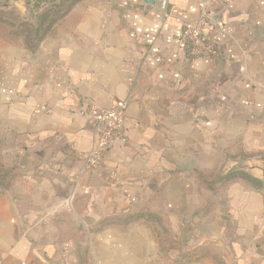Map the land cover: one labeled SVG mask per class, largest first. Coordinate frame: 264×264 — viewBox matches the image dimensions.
<instances>
[{
	"label": "crops",
	"instance_id": "crops-1",
	"mask_svg": "<svg viewBox=\"0 0 264 264\" xmlns=\"http://www.w3.org/2000/svg\"><path fill=\"white\" fill-rule=\"evenodd\" d=\"M153 2L80 0L33 49L0 42V150L17 176L0 191V264H264V0ZM201 6L197 57L181 35ZM119 104L88 169L93 115ZM220 170L248 179L211 226L181 223L191 240L154 226L186 214L188 183L219 194Z\"/></svg>",
	"mask_w": 264,
	"mask_h": 264
},
{
	"label": "rangeland",
	"instance_id": "rangeland-1",
	"mask_svg": "<svg viewBox=\"0 0 264 264\" xmlns=\"http://www.w3.org/2000/svg\"><path fill=\"white\" fill-rule=\"evenodd\" d=\"M73 0L63 1L60 8L56 9L60 4V0H0V42L10 41L16 46H24L33 49L43 34L48 23L60 16L70 5ZM208 48V47H207ZM209 48L202 51L197 57H203L209 54ZM194 56V55H193ZM3 146L2 135H0V149ZM221 162V161H220ZM222 168V167H221ZM221 171V170H220ZM6 173L2 167V155L0 150V191L5 186V180L2 174ZM245 173L239 170L231 171L223 175L220 172L219 194H210L211 182L202 177L198 182L188 183V191L186 199V214L171 215L160 218L153 217L154 226L171 225L175 229V238L183 240H191L193 236L188 238L179 231L178 226L182 223L184 226H211L212 216L214 214V205L225 207L226 199L225 191L232 181L244 178ZM200 177V176H199ZM213 185V184H212ZM213 195V196H211ZM219 196V198L217 197ZM202 210L201 215H196V210ZM159 213L161 210H159ZM213 213V214H212ZM162 214V213H160ZM172 233V230L171 232Z\"/></svg>",
	"mask_w": 264,
	"mask_h": 264
},
{
	"label": "built area",
	"instance_id": "built-area-1",
	"mask_svg": "<svg viewBox=\"0 0 264 264\" xmlns=\"http://www.w3.org/2000/svg\"><path fill=\"white\" fill-rule=\"evenodd\" d=\"M210 17L211 15L207 9L201 6L198 20L195 23L189 24L181 35L182 42L188 44L191 48V54L194 56L208 49L204 43L203 30L210 21ZM124 111L125 105L119 104L110 109L100 110L93 115V127L94 132L97 134V139L94 149L86 157L88 169H93L102 161L122 123Z\"/></svg>",
	"mask_w": 264,
	"mask_h": 264
},
{
	"label": "trees",
	"instance_id": "trees-1",
	"mask_svg": "<svg viewBox=\"0 0 264 264\" xmlns=\"http://www.w3.org/2000/svg\"><path fill=\"white\" fill-rule=\"evenodd\" d=\"M44 1H45V0H44ZM63 1L65 2V1H68V0H60V4H59V6L56 7V9H58V8L61 7V5H62L61 2H63ZM78 1H80V0H73V1L70 3V5L67 7V9H66V10H65L60 16H58L57 18L51 20V21L48 23L47 27L45 28L43 34L41 35V37H40L39 39L43 38V37L47 34V32H48V31H49V30H50V29H51V28L57 23V21L60 20L62 17H64V16L68 13V11L71 9V6H72L74 3L78 2ZM2 167L4 168V170H5V172H6V173L2 174V175H3L2 178H4V180H5V186L3 187V190H6V189H8L11 185H13V183L16 181L17 176H16V174L13 172V170L5 168L3 165H2Z\"/></svg>",
	"mask_w": 264,
	"mask_h": 264
},
{
	"label": "water",
	"instance_id": "water-1",
	"mask_svg": "<svg viewBox=\"0 0 264 264\" xmlns=\"http://www.w3.org/2000/svg\"><path fill=\"white\" fill-rule=\"evenodd\" d=\"M143 1L148 5V7L154 3L153 0H143Z\"/></svg>",
	"mask_w": 264,
	"mask_h": 264
}]
</instances>
